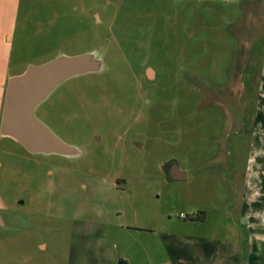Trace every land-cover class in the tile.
<instances>
[{"label": "rangeland", "instance_id": "374dc122", "mask_svg": "<svg viewBox=\"0 0 264 264\" xmlns=\"http://www.w3.org/2000/svg\"><path fill=\"white\" fill-rule=\"evenodd\" d=\"M91 52L36 109L83 156L0 135V264H246L264 0H0V122L10 78Z\"/></svg>", "mask_w": 264, "mask_h": 264}, {"label": "water", "instance_id": "95a60500", "mask_svg": "<svg viewBox=\"0 0 264 264\" xmlns=\"http://www.w3.org/2000/svg\"><path fill=\"white\" fill-rule=\"evenodd\" d=\"M103 59L91 52L74 57L61 56L40 66H30L23 74L9 79L1 114L0 135L18 142L31 154L77 158L82 151L63 141L36 116V109L66 81L101 72ZM151 75V72H149ZM170 178L186 181L188 174L176 162L169 165ZM118 264H129L120 259Z\"/></svg>", "mask_w": 264, "mask_h": 264}, {"label": "crops", "instance_id": "0c3cea01", "mask_svg": "<svg viewBox=\"0 0 264 264\" xmlns=\"http://www.w3.org/2000/svg\"><path fill=\"white\" fill-rule=\"evenodd\" d=\"M260 74L261 88H264V67L261 69ZM4 91L2 93V96L4 94ZM255 185V195L252 194L251 196L246 198L245 204H249L252 201L250 203L249 209L247 208L246 210L241 211V214L246 216V214L249 213L247 212V210L251 211L252 209H254L250 212L252 214V216L250 217L252 219L249 222L250 232L247 233V236H245L246 241H249L246 264H264V194H261L264 189L263 186L260 187L259 184Z\"/></svg>", "mask_w": 264, "mask_h": 264}, {"label": "flooded vegetation", "instance_id": "af4514ba", "mask_svg": "<svg viewBox=\"0 0 264 264\" xmlns=\"http://www.w3.org/2000/svg\"><path fill=\"white\" fill-rule=\"evenodd\" d=\"M83 154L84 153H82L79 157H81V156H83ZM172 162H174V161H170V162H167L166 164H165V166H164V168H165V176H166V180L167 181H175V180H173V179H171L170 178V175H169V165H170V163H172Z\"/></svg>", "mask_w": 264, "mask_h": 264}]
</instances>
